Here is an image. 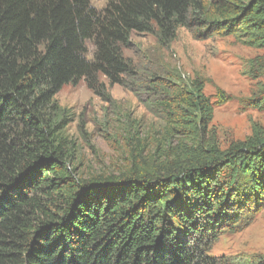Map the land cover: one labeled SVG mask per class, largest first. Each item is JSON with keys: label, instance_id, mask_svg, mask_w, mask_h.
I'll return each instance as SVG.
<instances>
[{"label": "trees", "instance_id": "16d2710c", "mask_svg": "<svg viewBox=\"0 0 264 264\" xmlns=\"http://www.w3.org/2000/svg\"><path fill=\"white\" fill-rule=\"evenodd\" d=\"M181 28L264 48V0H0V264H226L209 251L264 206V136L222 149L208 124L231 95L214 102L209 79L124 54L134 33L167 48ZM102 76L163 128L129 129L128 163L85 175L56 95L85 81L113 102Z\"/></svg>", "mask_w": 264, "mask_h": 264}, {"label": "rangeland", "instance_id": "374dc122", "mask_svg": "<svg viewBox=\"0 0 264 264\" xmlns=\"http://www.w3.org/2000/svg\"><path fill=\"white\" fill-rule=\"evenodd\" d=\"M91 3L102 10L108 0ZM88 48L92 57L91 41ZM124 54L139 69L149 58L158 57L177 67L186 81L196 76L209 79L205 93L214 102L218 89L231 95L229 101L215 104L214 116L208 124L209 135L222 149L254 134L264 136V48L240 43L233 36L198 40L181 28L177 39L167 48H160L152 33H134ZM101 80L113 102L103 100L85 81L66 84L56 95L59 103L70 109L72 122L67 132L78 144L85 175L116 173L128 163L130 146L125 136L129 129L135 133L138 128L141 139L149 135L150 140L163 128L161 119L132 90L118 84L112 86L103 76ZM209 253L217 256L220 263L237 264L250 259L264 264V206L248 223L225 229L213 240Z\"/></svg>", "mask_w": 264, "mask_h": 264}]
</instances>
